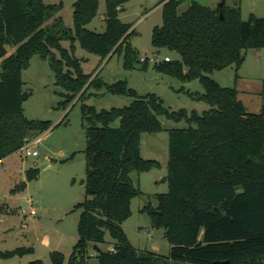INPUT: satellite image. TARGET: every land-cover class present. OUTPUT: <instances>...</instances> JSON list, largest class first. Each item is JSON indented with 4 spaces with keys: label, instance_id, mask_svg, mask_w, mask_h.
<instances>
[{
    "label": "trees",
    "instance_id": "obj_1",
    "mask_svg": "<svg viewBox=\"0 0 264 264\" xmlns=\"http://www.w3.org/2000/svg\"><path fill=\"white\" fill-rule=\"evenodd\" d=\"M128 1L106 0L105 29L98 32L87 25L98 14L99 0L73 2V27L56 17L62 2L0 0V161L51 126L24 114L29 93L22 75L35 54L49 60L56 84L66 91L61 105L76 98L82 103L86 196L77 204L78 239L69 257L51 252L50 264H89V246L105 243L107 234L111 247L95 250L100 264H264V104L259 112H248L236 87L210 76L230 66L238 70L248 49L264 48V16L251 13L243 19L240 4L229 6L227 0L216 8L193 1L181 13L183 0L159 1L162 25L153 28L151 43L177 52L180 59L156 68L181 82L198 79L204 89L199 97L209 105L201 114L188 113L168 110L156 94L141 96L124 80L107 84L99 77L90 80L91 74L83 71L75 56L76 41L100 57L99 63L119 55L125 69L139 63L147 69L149 61H141L130 43L133 24L119 17ZM49 20L53 22L47 24ZM10 46L14 50L8 53ZM102 87L132 101L100 110L86 103L87 92ZM160 116L187 122L186 127L168 129V191L156 195L157 206L142 209L154 228L165 230L168 256L139 251L122 228L132 215V199L142 194L131 174L161 166L140 153L142 134L162 130ZM25 173L30 182L40 169ZM26 186L22 182L18 189ZM31 252L33 247H18L0 251V258Z\"/></svg>",
    "mask_w": 264,
    "mask_h": 264
},
{
    "label": "rangeland",
    "instance_id": "obj_2",
    "mask_svg": "<svg viewBox=\"0 0 264 264\" xmlns=\"http://www.w3.org/2000/svg\"><path fill=\"white\" fill-rule=\"evenodd\" d=\"M47 4L63 3L56 17L63 19L64 25L73 27V2L75 0H43ZM98 14L94 21L87 25L89 29L102 32L101 14L106 11V0H99ZM160 0H130L124 4L120 18L132 23L136 32L130 43L139 50L140 57L149 61L147 69H141V63L134 69H125L122 56L114 55L108 62L87 52L75 42V56L81 61L83 71L91 74L90 80L99 77L103 82L112 84L118 80L126 81L128 87L134 88L144 96L156 94L163 106L170 111L181 109L199 114L209 105L199 96L204 91L198 79L181 82L179 79L163 74L156 68V62L180 59L177 52L166 48L157 49L151 43L152 30L162 25V9L157 6ZM216 8L221 0H183L178 8L181 13L193 2ZM228 5L240 4L242 17L249 14L264 16V0H227ZM49 20L47 24H51ZM69 47L70 43L64 41ZM14 50L8 47V53ZM210 76L221 85L236 87L239 98L248 112L257 113L264 104V48H250L242 66H235L215 71ZM23 89L29 93L25 100L24 114L28 119L48 120L50 128L46 136L31 149L38 151L32 156L20 149L18 152L0 161V251L14 250L18 247H30L31 240L27 231L33 230L38 239L33 244V252L10 259L0 258V264H28L40 259L50 264V254L60 251L69 257L78 239V221L81 208L77 207L86 196V133L81 118V101L74 99L63 107L66 91L56 84L54 71L48 59L35 54L29 67L23 71ZM86 103L98 110L122 107L130 104L132 98L126 95L112 94L105 87L91 88ZM75 103V104H74ZM162 130L154 133H143L140 142V153L144 159L157 160L160 167L141 173L133 172L131 177L142 194L132 199V215L123 222L122 228L130 243L141 252H154L159 255L170 254V244L165 237V230L154 228L149 215L143 212L145 206H157L156 195L168 191V129L187 126L185 120L174 121L165 116L159 117ZM46 160V161H45ZM39 162H43L39 165ZM39 168L36 179L28 182L26 170ZM22 182H27L24 190L18 189ZM35 213H31V209ZM113 240L109 234L100 248L109 249ZM89 264H100L94 245L89 246Z\"/></svg>",
    "mask_w": 264,
    "mask_h": 264
},
{
    "label": "built area",
    "instance_id": "obj_3",
    "mask_svg": "<svg viewBox=\"0 0 264 264\" xmlns=\"http://www.w3.org/2000/svg\"><path fill=\"white\" fill-rule=\"evenodd\" d=\"M165 1H167V0H165ZM145 60H146V57H141V61H145ZM165 61H170V58L166 57ZM159 63H161V62H159ZM159 63L156 62L157 65ZM45 136H46V134L42 133V134H40V135H38V136H36V137H34L32 139L27 140L21 149L23 150V152H25V153H27L29 155L38 156V151L36 149H31V147L33 145L39 144L44 139ZM31 213L32 214L35 213V209L34 208L31 209ZM111 249H113V248H111Z\"/></svg>",
    "mask_w": 264,
    "mask_h": 264
},
{
    "label": "water",
    "instance_id": "obj_4",
    "mask_svg": "<svg viewBox=\"0 0 264 264\" xmlns=\"http://www.w3.org/2000/svg\"><path fill=\"white\" fill-rule=\"evenodd\" d=\"M222 4H223V1L219 4L220 6H222ZM220 16H221V18H223V13H222V11L220 12ZM43 162H39V165H41ZM82 183H85V179L84 180H82L81 181ZM27 235L29 236V238H30V240H31V245H30V247H32L33 246V244H34V242H35V233H34V231L33 230H31V231H28L27 232ZM94 249L96 250V251H100L101 249H100V247L98 246V245H94ZM222 264H227L228 262L226 261V262H221Z\"/></svg>",
    "mask_w": 264,
    "mask_h": 264
},
{
    "label": "crops",
    "instance_id": "obj_5",
    "mask_svg": "<svg viewBox=\"0 0 264 264\" xmlns=\"http://www.w3.org/2000/svg\"><path fill=\"white\" fill-rule=\"evenodd\" d=\"M162 4L163 3H159L158 2V4H157V6H161V9H162ZM99 5H100V1H99ZM229 6H235V5H229ZM99 9V8H98ZM125 8H124V5H123V10H124ZM119 17H120V14H119ZM95 19V18H94ZM94 19L90 22V23H92L93 21H94ZM104 19H105V13L103 12L102 14H101V16H100V20H101V25H100V27L101 28H103L104 27V29H105V21H104ZM121 19V18H120ZM89 23V24H90ZM104 31V30H103ZM135 32H136V28H135ZM46 161V160H45ZM28 232V231H27ZM26 232V233H27ZM37 239H38V236H37V234H35V242L37 241Z\"/></svg>",
    "mask_w": 264,
    "mask_h": 264
}]
</instances>
